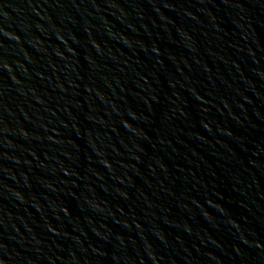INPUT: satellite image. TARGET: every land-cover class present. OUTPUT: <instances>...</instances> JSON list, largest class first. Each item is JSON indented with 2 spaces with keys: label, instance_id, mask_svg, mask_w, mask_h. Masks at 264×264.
Segmentation results:
<instances>
[{
  "label": "water",
  "instance_id": "water-1",
  "mask_svg": "<svg viewBox=\"0 0 264 264\" xmlns=\"http://www.w3.org/2000/svg\"><path fill=\"white\" fill-rule=\"evenodd\" d=\"M0 264H264V0H0Z\"/></svg>",
  "mask_w": 264,
  "mask_h": 264
}]
</instances>
